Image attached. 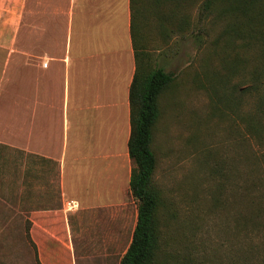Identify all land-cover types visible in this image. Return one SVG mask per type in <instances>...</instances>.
Here are the masks:
<instances>
[{
	"label": "rangeland",
	"instance_id": "obj_1",
	"mask_svg": "<svg viewBox=\"0 0 264 264\" xmlns=\"http://www.w3.org/2000/svg\"><path fill=\"white\" fill-rule=\"evenodd\" d=\"M73 7L74 0L1 3L0 81L9 80L3 70L12 53L23 61L55 54ZM242 10L241 0H148L142 10L143 62L175 75L153 126L154 264H264V22ZM20 182V209L0 211V264H37L26 175ZM130 204L83 215L74 264H120Z\"/></svg>",
	"mask_w": 264,
	"mask_h": 264
},
{
	"label": "crops",
	"instance_id": "obj_2",
	"mask_svg": "<svg viewBox=\"0 0 264 264\" xmlns=\"http://www.w3.org/2000/svg\"><path fill=\"white\" fill-rule=\"evenodd\" d=\"M72 13L55 54L23 61L12 53L9 80L0 81V211L20 209L26 175L27 234L40 264H74L84 214L136 204L127 149L130 0H74ZM131 218L133 231L137 205Z\"/></svg>",
	"mask_w": 264,
	"mask_h": 264
},
{
	"label": "trees",
	"instance_id": "obj_3",
	"mask_svg": "<svg viewBox=\"0 0 264 264\" xmlns=\"http://www.w3.org/2000/svg\"><path fill=\"white\" fill-rule=\"evenodd\" d=\"M147 1L130 0V34L134 48L135 71L129 87L130 135L127 149L134 164L129 177V190L136 200L137 219L131 240L120 258V264H154L158 245L156 212L160 195L152 185L156 164L152 148L153 126L158 118L159 96L171 85L175 75L158 64L148 67L137 47L141 38L142 10ZM151 1L158 5L161 0ZM241 1L245 16L249 18L250 13V18L264 22V0ZM31 244L35 249L34 244ZM36 261L40 264L37 256Z\"/></svg>",
	"mask_w": 264,
	"mask_h": 264
},
{
	"label": "built area",
	"instance_id": "obj_4",
	"mask_svg": "<svg viewBox=\"0 0 264 264\" xmlns=\"http://www.w3.org/2000/svg\"><path fill=\"white\" fill-rule=\"evenodd\" d=\"M42 65H46V63L43 62ZM75 207H76V204L74 202H71V201L67 202V209H72V208H75Z\"/></svg>",
	"mask_w": 264,
	"mask_h": 264
}]
</instances>
